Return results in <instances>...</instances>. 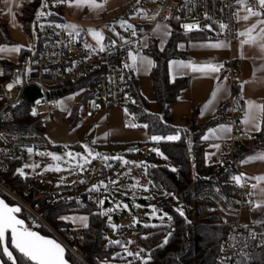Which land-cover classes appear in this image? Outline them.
Segmentation results:
<instances>
[{"label":"trees","instance_id":"1","mask_svg":"<svg viewBox=\"0 0 264 264\" xmlns=\"http://www.w3.org/2000/svg\"><path fill=\"white\" fill-rule=\"evenodd\" d=\"M1 1L0 46L3 44L13 45L17 41L10 35L8 24L2 17ZM46 1V10L51 13L50 18L62 22L65 3H56L55 0ZM41 3L42 0L22 1L17 17L28 36L30 21ZM175 17H179L178 9L175 10L169 21L171 22V34L165 46L160 48L157 41L154 40L145 49L153 57L154 66L151 70V77L155 91L154 102L158 104L160 112H153L149 109L151 101L139 89L138 78L133 72L126 71L122 76L123 82L132 88L133 101H135V103L132 101L128 109L140 124H148L149 127L146 129L151 135L167 136L179 133L181 137L177 141L155 142L159 149L165 153L169 163H165L163 158L154 151L144 155L150 178V188L156 192V205L160 210L170 215V222L157 224L155 227H144V224H139L138 226L141 228L138 229L140 233L138 240L151 257L148 264H221L220 244L228 231L227 219L214 203L209 200H200L198 196L203 192L210 191L225 204L233 206L237 202L236 193L240 186L235 184L232 176L237 175L238 171L235 165L225 158L218 163H208L205 157L206 142L202 137L207 129L225 118L224 113L217 114L207 120H201L198 110H195L188 118V127L175 126L171 121L169 104L178 99L181 89L189 83L187 77H177L174 80L170 77L169 61L185 56V51L179 48V42L187 37L180 29V17L179 19ZM207 26L203 30L191 33L192 37L208 38L213 35L212 28L209 30ZM109 40L111 41V38L107 37L105 42H109ZM28 54L29 48L23 46L17 62L0 58V65L3 69L2 77H8L17 66H25ZM88 79V76H83L64 85H49L47 87V95L51 99H59L69 93L83 90L82 99L74 105L70 114L63 116V120L72 127L80 120L81 105H86L87 100L92 96L88 90ZM40 96L39 85L37 83L30 84L26 88L22 102L14 107V118L7 126L46 133L45 121L41 120L38 115L32 114L33 106ZM158 117H162V120ZM51 147L54 146L51 145ZM261 151H264V117L262 118L261 131L258 132L257 137L254 140L243 141L236 148L235 157L239 162L244 157ZM21 164V158L11 159L5 176L13 187L19 192H24L36 179L34 175H27L25 178L17 174L16 170ZM115 166L117 165L111 166L110 169L107 167L102 176H107L108 171L116 173ZM172 169H176V171ZM88 189L90 188L85 185L79 187L70 202L44 203L42 211L48 221L58 229L74 227L70 222L62 221L59 217L69 213L88 214V227L81 228L83 229L81 241L90 264H129V262L143 264L142 260L123 256L121 246L109 243L111 240L107 234L110 229L108 216L100 214L104 210L96 203L98 199H102L101 194L90 193ZM165 192L175 195L174 197L165 195ZM177 209H182L184 216H181ZM32 228L47 233L40 227ZM169 233H171L170 236H168ZM145 237L147 238L145 239ZM166 237L168 242L163 244ZM12 249L17 264H29L21 253ZM117 253L120 255L117 256ZM0 254L6 264L11 263L4 255L2 246H0ZM67 256L73 264H80L70 254Z\"/></svg>","mask_w":264,"mask_h":264},{"label":"built area","instance_id":"2","mask_svg":"<svg viewBox=\"0 0 264 264\" xmlns=\"http://www.w3.org/2000/svg\"><path fill=\"white\" fill-rule=\"evenodd\" d=\"M180 4V24L181 30L186 32L182 25L195 23L203 30L207 25L212 26L215 37L227 38L231 43L244 41L245 37L240 36L238 31V18L246 7H252L254 11L259 8L257 0H244L237 3V0H157L155 7L144 13L141 24H146L145 30L138 29L137 36L131 35V29L125 31V39L134 43L139 42V46L125 44L122 38L112 43H107L103 52H92L84 47V43L79 39L74 40L68 34L70 30H65L55 25H62L58 21L50 18L46 10L47 1L42 0L38 10L32 17L29 25V54L26 65L17 66L11 74L4 78L3 69L0 65V195L6 198L12 205H20L22 212L19 213L32 227H40L58 240L67 250V254L74 257L80 264H90L86 258V251L83 248L81 237L83 229L80 227H54L42 211V205L47 202H70L76 195L75 191L85 185L89 187L91 182L98 184L100 181L108 183L102 176L107 169L105 163L100 159L92 160L90 163L91 177L70 181L57 187L53 192L49 191L37 197V190L29 187L24 192H19L13 187L5 176V171L9 167L13 158H23L29 147L34 150L49 146V140L45 132L38 130L15 129L7 126L14 118V107L20 104L24 98L26 88L33 83H37L41 88V96L35 103L33 109L41 120H46L59 109L57 99L48 97L47 87L49 85H64L69 81L76 80L83 76H88V90L98 101H105L109 105L122 106L127 109L126 115L135 120V124H140L136 117L130 112L128 106L133 101L132 88L126 85L122 79L119 60L123 53L132 50L139 52L142 49L144 38H154V27L159 22H169L172 18L175 5ZM46 5V6H45ZM43 10L44 16L37 19V13ZM207 14V17L206 15ZM220 24L227 25L221 30ZM198 30V31H200ZM93 46V45H92ZM93 47H97L94 45ZM223 65L220 73L231 80L233 88L237 86L236 74H241V68L235 71L234 59L215 62ZM21 75H17L18 73ZM237 72V73H236ZM19 78L22 82L15 85L8 91L6 85ZM98 102V107H93L87 111L91 115L93 110L102 109V104ZM229 121L232 125V136L227 142L229 152L224 156L231 161L238 174V161L235 157L236 148L243 141L254 140L257 134L243 128L241 123L246 112L245 101L236 95L235 91L229 100ZM134 117V118H133ZM131 123H126L129 128ZM115 170H121L122 166L117 165ZM83 180L84 183H80ZM254 183L245 179L243 186L236 193L237 202L233 206L225 204L220 198L210 191L199 194L200 200H209L214 203L221 214L227 219L228 231L220 244L221 264H264V221H243L242 214L252 211L256 203ZM101 189L98 194H107ZM249 201L253 203L250 204ZM255 233V239L252 234ZM243 254V255H242Z\"/></svg>","mask_w":264,"mask_h":264},{"label":"rangeland","instance_id":"3","mask_svg":"<svg viewBox=\"0 0 264 264\" xmlns=\"http://www.w3.org/2000/svg\"><path fill=\"white\" fill-rule=\"evenodd\" d=\"M20 1L21 0H8V2L6 3L5 0H3L2 2V17L8 24L10 35L17 41V43L13 45L3 44L1 46L12 47L16 45H21L24 47H29L30 45V37L22 28V24L16 16V13L19 9ZM156 3L157 0H140L139 3L138 0H128L124 4L119 5L114 11L105 14L102 19L87 22L81 20L80 17H76L72 13H69L68 10H64L62 14L64 17L62 23L74 24L79 27H82V25H86L88 29H96L102 31L104 36L109 35L115 37V33H119L121 32V30L124 29L120 26L119 21L124 20L127 21V23H134V21H136L138 17H140V15L143 16V14L148 9L154 7ZM113 29H115V31H113ZM91 42H94V44L97 45L96 41L91 40ZM2 54L4 56L11 57L12 59H17L16 53H0V55ZM17 75L19 76L21 75V73L19 72ZM83 93V90H80L75 93H70V95L67 94L61 97V106L63 107V105H65L66 102L72 97L74 98L75 103L79 102L81 100V97L83 96ZM96 101L98 100L94 98L92 99V97L89 98L88 108H92L93 102L95 103ZM151 105H153V103ZM156 106L158 107V105ZM70 110L71 106L68 110H58L54 114H52V116L45 120L47 125L46 133L50 138L51 145H53L54 147L48 146L43 148H37L31 154L29 152L25 153L22 159L23 163L19 168H22L25 165H38V167H36L34 170L32 168H24L25 173L35 174L36 180L34 182V186L41 192H53L57 187L66 184L70 181L81 178H90L91 165H86V170L82 173L79 171L67 170V166L63 163H61V167L65 169L63 171H45L44 169L48 165H54L55 162L49 156L39 155L38 153L40 152H51L61 156H64L67 151H72L74 153H83L85 151L83 145L87 144L89 145V147L102 154H106L108 156H121L125 160L135 162L126 165L120 160L108 161V163L112 166H114L115 164L121 165L122 169L116 170V173L108 171L107 176H104L107 182H109L110 180L118 182L115 185L110 184L111 191L107 194L101 195L102 199L105 200V203L102 208L103 210L108 208H114L117 203L127 204L129 206L128 209H124L123 207H121L108 214V220L109 216L111 217V221H109V224L111 223L117 226H121L116 229H113L110 226V229L107 233L108 237L111 241H123L127 245L129 251L134 253L140 252L141 257L147 258L149 256V253L140 245L138 240V237L140 235L138 229L141 228L138 225L168 224L170 222V215L160 210L156 205V192L150 188V178L147 173V168L145 170L144 167L137 165H140L141 162L146 164L144 155L152 151L153 148L159 149V147L155 142H152L149 139V137L152 135L148 133L146 128H124V123L128 122L133 124L135 120L126 115L125 108L123 107L112 106L110 108H106V106H104V110L96 112L93 116L90 117L87 115L85 105L82 104L80 108V120L74 127H72L68 122L63 120V116L67 115ZM65 125H67L68 128ZM96 125H106L108 127V141L111 142H101L95 144L92 143L94 140L96 141V137H98V133L95 131ZM57 126H65L66 133L59 135ZM123 130H127V132L129 133H125L123 132ZM138 130H144L145 132V136H142V138H140L143 142H129L140 141L139 138H137L140 136H138V134H133V132H136ZM53 133L62 137L63 141L58 142L57 140L52 139ZM147 135L148 138H146ZM129 149L137 150L129 151ZM163 154V157L161 156L163 158V161L165 163H169L168 158H164L166 157L165 153ZM98 159H100L104 163L101 158ZM137 182L139 183V185L146 186L148 190L145 191L139 187H137L136 189H132L130 187L133 184H137ZM93 185H96L94 184V181L91 182L89 188H91ZM41 192L37 193L38 197ZM136 205H139V207H137ZM151 206H155L158 210L156 217L151 216ZM161 215L164 216V219L162 221L159 219V216ZM248 215L249 212L245 210L242 214L243 221L250 222L248 219ZM134 219L137 220L138 223H136L135 226H132ZM129 241H131V243H128ZM122 255L128 257L124 252V248Z\"/></svg>","mask_w":264,"mask_h":264},{"label":"crops","instance_id":"4","mask_svg":"<svg viewBox=\"0 0 264 264\" xmlns=\"http://www.w3.org/2000/svg\"><path fill=\"white\" fill-rule=\"evenodd\" d=\"M22 1L23 0L20 1L19 9L16 13V16L18 15V12L21 9ZM126 1L128 0H101V1L96 0V3L102 5L101 8H92L90 5H87V4L79 6V7L76 6L75 4H73L72 6H69L67 3H65L62 14L64 10H68L69 13H72L76 17H80V19L85 22L92 21V20H98V19H102L104 15L107 14L108 12L114 11L119 5L124 4ZM2 2L3 0L1 1V8H2ZM176 9L179 10V17H180V4L179 3L175 5L174 12ZM256 11H264V10L260 9L259 7ZM245 15H247V12H243L240 17H243ZM142 18L143 16L140 15V17H138V19L134 21V23H130V24L136 26L138 29L145 30L147 25L141 24ZM259 21H264V15L250 16L249 19L247 20H244V19L238 20L239 33L241 32L248 33L249 30H252L251 36L255 37V41L253 43H245V44H242L239 41L231 43L227 38H218V37H215L214 35H211L208 38H193L191 35V33L193 32L185 33L181 30L187 36L185 37V39L179 42V48L185 51V56L181 58H173L169 61V72H170L171 79L173 75V69L171 67L172 61L187 62L191 60L194 62H201V63L207 62V61H211L215 63L218 61L233 58L235 71L239 67L241 68L242 73L236 74L237 86L233 88L231 80L228 78L225 80V77L220 72L218 74H212V75H207V76L203 74L192 73L190 71L176 72L175 78L187 77L189 79V83L187 86L181 89L178 99L169 104V109H170L171 116H172L171 121L175 126L188 127L189 126L188 118L194 113L195 110H198L201 120H207L209 118L216 116L217 114L221 115L222 113H224L225 118L220 123L214 126H211L209 129L215 128L218 125H228V124L231 125L229 121L230 110L228 107V103L233 94V91H235L236 95H238L241 99L245 101L246 112H247V101H253L256 104H264V47H262V45H264V39H261L260 37V32H261V29L264 28V23H259ZM60 23L63 24L62 22ZM158 24L168 25L170 27V32H171V22H159ZM254 25L256 27L253 29ZM155 28L156 26L154 27V31H155ZM78 30H80L81 32L80 40L83 43L86 41L85 43L87 44H91L93 46L95 45L94 42H91V40H94V41L96 40L88 32L89 29L88 27H86V25L85 26L82 25V27L80 26ZM124 30L125 29L119 32L120 34L119 36H117L116 33H115V37L105 35L104 36L105 39L109 37L111 38V41L109 40V42H105L104 40L103 43L104 44L112 43V42H116L120 38H124L125 37ZM169 36H167L166 40H164L163 43H162V37L160 35L154 34L153 39L144 38L142 40V49L139 51V53L148 57L151 61H153V57L150 54H148L145 51V49L154 40L157 41L160 48H163L165 44L167 43ZM244 37H245V40L249 39V35H244ZM217 41H224L227 44V47L220 48V49H214V48L194 46V45L207 44L209 42H217ZM145 42L147 44V47H144ZM181 45H183V47H181ZM16 55H17V59H12L11 57L4 56L3 54L0 55V58H6V59H10L12 61L17 62L19 53H16ZM127 58H128V52H125L122 54L119 60L120 71L122 73V76L124 72L131 71V70H127L123 68V64L127 61ZM151 70H152V67L146 71L142 70L139 73H136L134 71H131V72H133V74L137 76L139 89L141 90L143 95L148 100L151 101V104L153 103V105L150 104L149 109L153 112L159 113L160 112L159 106L158 107L156 106L158 104L154 102V99H153L155 97V91H154L153 81L151 77ZM217 76L219 77V80L216 79ZM218 85L220 86L221 91L217 94V97L213 105L208 111H203L205 104L209 101V99L212 96L213 91L217 88ZM242 85L243 87H241ZM68 95H70V93ZM91 97L92 99L94 98L93 96ZM57 100H59L58 110H61V109L68 110L69 107L71 106V110L67 113V115L71 113L74 105L76 104L74 102L73 97L70 98V100H68L66 104L63 105V107L60 104V98ZM88 101L89 99L87 100V103L85 105L86 111L89 110ZM98 102L100 101H96L95 104ZM100 103L102 104V109L93 110L91 115H88V114L87 115L91 117L96 112H100L104 110V106H106V108H110L113 106V105H109L105 101H101ZM93 107L94 106L92 105V108L90 109H93ZM113 107H122V106H113ZM245 114L243 118L245 117ZM262 118L263 117H261L259 120V122L261 123V126H262ZM126 123H124V128L126 129L139 128V127L127 128ZM45 126L47 129L46 121H45ZM65 126L68 128L67 125ZM65 126H57L59 135L66 133ZM107 128L108 127L106 125H96L95 131L98 133V137H96V143L111 142V141H108L109 133L107 131ZM243 128L248 131L254 132L255 134H258L259 132V131L254 130L253 125L251 123L248 125L243 124ZM123 132L129 133L127 132V130H123ZM133 134H138V136L140 137H137V138H139L140 141H129V142H143L141 141L142 139L140 138H142V136L143 137L145 136L144 130H138L136 132H133ZM206 134H208V129L205 131L204 135ZM148 135L146 138H148ZM46 136L49 140V145L51 146V141L47 133H46ZM231 136H232V131L231 133L226 134L223 139H212L209 141L204 140L206 142L205 157L208 163H218L221 160H223L224 156L228 154L229 152V147L227 146V142L231 138ZM52 139H55L58 142L63 141L62 137L56 135L55 133L52 134ZM213 143L219 144L220 148L218 150L215 148H211L209 145ZM209 153H215V154L209 158L208 156ZM259 154H264V151L258 152L254 155L247 156L241 159L238 162V170L240 171L239 174H246L247 179L251 180L255 185H257V187L254 188L255 194H256V202H264V191H262L264 190V181H258L256 179H251L252 177L264 176V160H252L251 162L242 163V161L247 160V158L254 157ZM22 163H23V160H22ZM27 175L35 176V174H30V173H27ZM35 179H36V176H35ZM30 187H33L37 190L36 194L38 192H41L39 189H37L34 186V183ZM46 192H49V191H42L39 197ZM248 212H249V215H248L249 221H264V207L254 208L252 211H248ZM62 216H87L88 217L87 224L89 223V215L85 213H69V214H65ZM72 225L74 227L83 228V226L80 223H76Z\"/></svg>","mask_w":264,"mask_h":264},{"label":"snow or ice","instance_id":"5","mask_svg":"<svg viewBox=\"0 0 264 264\" xmlns=\"http://www.w3.org/2000/svg\"><path fill=\"white\" fill-rule=\"evenodd\" d=\"M7 3L8 0H5ZM56 3H67L69 6H72L75 4L76 6H82V5H90L92 8H101L102 5L96 3V0H55ZM140 0H138V3ZM244 0H237V3H243ZM257 4L259 5L260 9L264 10V0H257ZM46 6V5H45ZM247 12V15L240 17L239 13H236V16L238 19H244L247 20L249 19L250 16H259V15H264V11H254L252 7H246L244 9ZM10 11V9H9ZM143 11V10H141ZM49 15L51 13H48ZM45 13L43 10L37 13V19H39L41 16H44ZM207 17V14H205ZM176 19H179V17H175ZM259 23H264V21H259ZM119 24L122 28L125 29V31L131 29V35L133 37L137 36V31L134 25L127 23V21L121 20L119 21ZM221 30H224L227 28V25L220 24L219 25ZM55 27H59L65 30H70L68 34L73 37L74 40H79L81 36V32L79 29V26L74 25V24H62V25H55ZM183 29L186 32L190 31H198L200 30L199 25L195 23H186L182 25ZM256 26H253V29ZM207 28L210 30L211 26H207ZM115 31V29H113ZM251 31L249 30L248 33L241 32L238 35L244 36V35H249V39L245 41H241L242 44L245 43H253L255 41V37L251 36ZM88 32L92 35V37L96 40L97 42V47H93L92 45H89L85 43L84 47L86 49H89L92 52H103L106 50V45L103 43L105 40V37L100 30L96 29H89ZM154 34L160 35L162 37V43L164 40H166L167 36L171 34L170 32V27L168 25H162V24H157ZM117 36L120 34L117 32ZM260 37L261 39H264V28L261 29L260 32ZM124 40L125 44H133L135 47L139 46V42H133L131 40L122 38ZM112 46H115V42H112ZM195 47H206V48H214V49H220L227 47V44L224 41H217V42H209L207 44H201V45H194ZM23 46L21 45H16L12 47H4L0 46V53L2 52H8V53H19L21 51ZM144 47H147L146 42L144 43ZM183 47V45H181ZM264 47V45H262ZM163 50V49H161ZM154 66V62L151 61L148 57L140 54L139 52H134L132 50L128 51V58L127 61L123 64V68L127 70L134 71L136 73H139L142 70H148L151 67ZM171 67L173 69V75L172 79H175V73L176 72H184V71H190L192 73H198V74H203L205 76L207 75H212V74H218L221 69L223 68V65H217L211 61L207 62H194V61H172L171 62ZM2 75V73H0ZM217 80H219V77H216ZM227 78L225 77V80ZM22 81L17 78L16 80L12 81L8 85H6V88L8 91H11V89L15 86L20 84ZM247 83V82H245ZM243 87V85L241 86ZM221 91L220 86L218 85L217 88L213 91L211 98L209 101L205 104L203 111H208L211 106L213 105L217 94ZM39 103V101L37 102ZM135 103V101H133ZM94 107H98L93 102ZM125 112L127 113V109H125ZM33 115H37L36 110L33 109L32 112ZM264 117V104H256L253 101H247V112L245 114V117L242 119L241 123L244 125L252 124L253 128L255 131H261V123L259 122L260 118ZM134 118V117H133ZM158 119L162 120V117H158ZM129 127H143V128H148V124H129L127 125ZM232 127L230 124L228 125H218L215 128L208 129V134L204 135L202 137L203 140L209 141L212 139H223L226 134L231 133ZM149 139L152 142H161V141H177L180 140V134H174V135H167V136H162V135H152L149 137ZM93 144L96 143L94 140L92 142ZM211 148L219 149L220 145L217 143H213L209 145ZM84 152L83 153H74L72 151H67L64 156L51 153V152H40L38 153L41 156H49L52 158V160L55 162L54 165H48L44 170H52V171H63L65 170L64 168L61 167V163L65 164L67 166V170L69 171H79V172H84L86 170V165H89L92 160H95L97 158H101L106 167H111L112 165L108 163L110 160H120L124 164H131L135 162H131L128 160H125L121 156H108L106 154H102L100 152L95 151L93 148L89 147V145L85 144L83 145ZM137 149H129V151H136ZM27 151L31 154L34 149L29 147ZM152 151L156 152L158 155L163 157V153L158 149V148H153ZM215 153H209L208 156L209 158L214 155ZM167 159V157H164ZM252 160H264V154H259L254 157H249L247 160L242 161V163H247L251 162ZM222 163V162H221ZM137 166H142L147 168V165L141 162L140 165ZM38 167V165H25L24 167L17 169V174L23 177H27V173H25L24 168H32L33 170ZM173 171H176V169H172ZM246 174H239V175H234L232 176V180L235 182L236 185L238 186H243V181L246 179ZM251 179H256L258 181H264V176H258V177H252ZM118 181H113L110 180L108 183H105L104 181H100L98 184L93 185L88 191L91 192H100L101 189L107 191L109 189V185H115ZM80 183H84L83 180L80 181ZM132 189H136L137 187L141 188L142 190H148L146 186L133 184L130 186ZM253 188H256L257 185H252ZM264 191V190H262ZM165 195H171L174 197V193H164ZM135 198V197H133ZM96 203L100 206H103L105 203L104 199H98ZM250 204H252V201H249ZM139 207V205H136ZM255 208H261L264 207V202H256L253 205ZM123 207L124 209H128L129 206L127 204H120L117 203L114 208H108L105 209L101 215L108 216L109 213ZM152 211H151V216L156 217L158 210L156 209L155 206H151ZM179 214L181 216H184V212L182 209H177ZM22 212V207L20 205H12L10 206L8 203L5 202L4 199L0 198V246H2L3 253L7 256V259L12 262V264H16V257L13 254V250H10L7 244V238L8 234L10 233V240L11 244L14 246V250H18L19 253H21L29 262V264H68V262L65 259V248L62 246L61 243H58L55 239L46 237L41 235L38 231L32 230L25 222L24 219L19 218V213ZM166 215V214H164ZM60 220L62 221H68L72 224L80 223L83 227L87 228V216H61L59 217ZM159 219L162 221L164 219V216L161 215L159 216ZM109 221H111V217L109 216ZM138 223L137 220L134 219L133 225ZM190 223V221H189ZM264 223V222H260ZM110 226L113 229H116L121 226H117L115 224H111ZM156 225H148L145 224L144 227H155ZM171 233L168 234L170 236ZM256 234H252V238L255 239ZM147 237H145L146 239ZM168 239L167 237L165 238L163 244H167ZM110 244H115L119 245L122 248H124V252L128 257H134L136 259L142 260L143 264H148V260L151 259L150 255L145 258L140 256V252H131L128 250L127 245L121 241V240H115V241H109ZM128 243H131L129 241ZM163 246V245H161ZM143 251V250H141ZM120 253H117V256H119ZM243 255V254H242ZM0 264H4L2 260H0ZM131 264V262H129Z\"/></svg>","mask_w":264,"mask_h":264},{"label":"water","instance_id":"6","mask_svg":"<svg viewBox=\"0 0 264 264\" xmlns=\"http://www.w3.org/2000/svg\"><path fill=\"white\" fill-rule=\"evenodd\" d=\"M0 198H2V199H4L5 200V202L6 203H8L10 206H12V204L6 199V198H4L3 196H1L0 195ZM19 215V214H18ZM19 218H21V219H24L21 215H19ZM25 220V219H24ZM25 222H26V220H25ZM26 224H27V222H26ZM28 225V224H27ZM29 226V225H28ZM32 230H34V231H38L41 235H43V236H46V237H49V238H52V239H55L53 236H51V235H49V234H46V233H43V232H41L40 230H38V229H35V228H32L31 226H29ZM9 238H10V233L8 234V238H7V244H8V247H9V249L10 250H13L12 248H14V246L11 244V240H10V243H9ZM56 240V239H55ZM58 243H60L58 240H56ZM63 246V245H62ZM64 247V246H63ZM65 248V247H64ZM3 251V250H2ZM18 251V250H17ZM19 252V251H18ZM13 254H14V252H13ZM5 255V254H4ZM6 256V255H5ZM14 256H15V254H14ZM16 257V256H15ZM6 258H7V256H6ZM65 259H66V261L68 262V264H73V262L68 258V256H67V250L65 249ZM0 260H2L3 261V259L1 258V255H0ZM4 262V261H3ZM4 264H5V262H4ZM10 264H12V262L10 263ZM16 264H17V259H16Z\"/></svg>","mask_w":264,"mask_h":264},{"label":"flooded vegetation","instance_id":"7","mask_svg":"<svg viewBox=\"0 0 264 264\" xmlns=\"http://www.w3.org/2000/svg\"><path fill=\"white\" fill-rule=\"evenodd\" d=\"M1 255V254H0ZM2 258V257H1ZM3 259V258H2ZM4 261V260H3ZM6 264V263H5Z\"/></svg>","mask_w":264,"mask_h":264}]
</instances>
